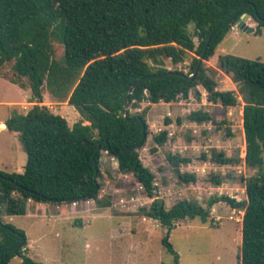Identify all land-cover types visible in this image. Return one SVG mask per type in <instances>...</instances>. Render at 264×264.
Wrapping results in <instances>:
<instances>
[{"label": "trees", "instance_id": "16d2710c", "mask_svg": "<svg viewBox=\"0 0 264 264\" xmlns=\"http://www.w3.org/2000/svg\"><path fill=\"white\" fill-rule=\"evenodd\" d=\"M244 14L257 22L255 32L261 33L264 0H0V68L14 61L12 82L25 87L19 79L27 78L32 101H43L46 87L54 99L76 107L83 118L71 126L63 115L35 104L27 113L6 120L7 128L20 134L28 159L22 172L0 170V264H10L16 256L22 257V264H44L24 252L28 239L22 229L2 225L3 207L6 214L20 215L27 213L29 199L70 204L89 198L102 208L111 206L109 198L99 197L103 151L154 199L142 211L163 226L174 228L180 220L196 218L206 223L219 201L244 209L239 264H264V62L231 54L219 57V67L240 86L245 103L244 160L258 170L248 178L241 176L244 200L224 195L209 199L208 207L189 199L167 207L157 196L156 174L140 156L149 135L148 122L144 113L131 111L143 101L188 99L198 86L206 89L210 102L237 106V93L220 90L216 70L205 61ZM54 39L65 48L60 59L53 57ZM191 52L196 56L189 72L166 66L167 59L173 65L185 62ZM189 118L198 124L212 120L201 109ZM170 122L166 119V124ZM168 135L165 129L153 136L152 152L166 144ZM168 159L182 182L196 181V175L180 171L185 159L177 154ZM213 159L218 164L240 161L223 152H214ZM213 179L222 183L219 176ZM13 191L20 195L13 197ZM164 243L174 261L163 264H181L169 237Z\"/></svg>", "mask_w": 264, "mask_h": 264}, {"label": "rangeland", "instance_id": "374dc122", "mask_svg": "<svg viewBox=\"0 0 264 264\" xmlns=\"http://www.w3.org/2000/svg\"><path fill=\"white\" fill-rule=\"evenodd\" d=\"M244 21L256 29L257 22L251 17H245ZM190 30L193 32V27ZM195 41L199 44L197 37ZM64 54V45L54 39L53 57L60 59ZM224 54L264 62V27L257 34L234 25L215 55L205 61L207 67L216 70L218 88L237 93V106L226 108L220 103L210 102L206 89L198 86L188 99L173 102L168 108L143 101L139 108L131 109L133 113H144L148 122L149 135L145 146L139 150L140 156L156 174L157 196L165 201L167 207L180 199L196 200L204 207H208L212 197L228 195L238 201L244 200L246 187L241 176L248 178L258 171L248 167L244 160L245 103L239 84L219 67V57ZM195 56L191 52L185 62L177 65L167 59L166 66L189 72ZM13 64L14 61L7 62L0 68V121H6L15 113H27L35 104L45 105L63 115L71 126L83 119L76 107L54 99L46 87L43 89V101H32L33 93L27 78L19 79L25 87L12 82L16 77ZM200 109L208 111L212 120L202 124L191 121V112ZM166 119L171 122L166 124ZM84 124L90 122L84 120ZM165 129L169 132L168 141L152 152L155 146L153 136ZM214 152H223L225 157L240 161L218 164L213 159ZM169 154L185 159L179 169L196 175V181L182 182L168 159ZM27 159L20 134L7 126L5 129L0 127V170L20 172L24 170ZM101 171L99 197L109 198L112 202L109 207L102 208L93 201L89 205L81 200L77 207L72 203L64 207L63 204L43 205L38 204L43 202L28 201L31 213L27 211L20 215L6 214L5 207L2 208V222L22 229L27 235L28 244L24 252L44 264L173 263L174 255L164 243V239L169 237L180 254L181 264H239L244 209H235L229 203L219 201L212 207L208 222L203 223L199 218L185 219L176 222L174 228H168L142 211L143 207L149 208L154 199L140 189L141 184L132 174L121 173L118 161L105 151L101 158ZM214 176H219L222 183L216 184ZM11 195L18 197L20 194L13 191ZM132 197L136 200H131ZM122 199L128 202L123 204ZM36 207L41 208L36 211ZM10 264H22V257L16 256Z\"/></svg>", "mask_w": 264, "mask_h": 264}, {"label": "water", "instance_id": "95a60500", "mask_svg": "<svg viewBox=\"0 0 264 264\" xmlns=\"http://www.w3.org/2000/svg\"><path fill=\"white\" fill-rule=\"evenodd\" d=\"M245 17H247V15L246 14H244L243 15V17L240 19V21H239V23H238V27L239 28H244L247 32H254L255 31V28L254 27H252V26H249V25H247L246 23H245V21H244V18ZM210 40V39H209ZM209 40H208V42H207V44L209 43ZM201 60H203V56L201 57ZM193 76L194 75H191L190 76V78H193ZM134 86L133 87H131L130 88V91H129V93H132L133 92V90H134ZM128 101H129V99H127V101H126V103H125V110H124V116L126 117V107H127V105H128ZM2 126H4V127H6L7 125H6V123H1L0 124V127H2ZM86 144H90V142H86ZM110 151V150H109ZM2 225L3 226H5L7 229H11L10 227H8V226H6L4 223H2Z\"/></svg>", "mask_w": 264, "mask_h": 264}, {"label": "crops", "instance_id": "0c3cea01", "mask_svg": "<svg viewBox=\"0 0 264 264\" xmlns=\"http://www.w3.org/2000/svg\"><path fill=\"white\" fill-rule=\"evenodd\" d=\"M172 103L173 102H160V103H157V104H161V105H165L167 108L170 106V105H172ZM153 105H155V104H153ZM1 123H6V121H0V124ZM1 129H5V127H1ZM245 132V131H244ZM23 171V169L20 171V172H22ZM38 204H43V205H45L46 203H38ZM64 205V207H67V204H63ZM72 205V204H71ZM42 207V206H41ZM40 207V208H41ZM72 207V206H71ZM40 208L39 207H36V211H38V210H40ZM75 208V207H74ZM77 209V208H76ZM77 211H79V210H77ZM76 211V212H77ZM28 213H31V210H30V208H29V206H28ZM79 213H80V211H79Z\"/></svg>", "mask_w": 264, "mask_h": 264}, {"label": "built area", "instance_id": "2783aa9c", "mask_svg": "<svg viewBox=\"0 0 264 264\" xmlns=\"http://www.w3.org/2000/svg\"><path fill=\"white\" fill-rule=\"evenodd\" d=\"M140 189L144 191V187H143L142 185H140ZM245 193H246V192H245ZM148 197H149V196H148ZM135 198H136V197H132L131 200L135 201V200H136ZM28 201H29V202H32V199H29ZM83 201H84V200H83ZM85 201H86L87 204H89V205L91 204L92 201H93V203L96 202L95 200H93V198L86 199ZM126 202H128L126 199H122V203H123V204H125ZM131 202H132V201H131ZM72 206L77 207V206H78V201L73 202V203H72Z\"/></svg>", "mask_w": 264, "mask_h": 264}, {"label": "bare ground", "instance_id": "6f19581e", "mask_svg": "<svg viewBox=\"0 0 264 264\" xmlns=\"http://www.w3.org/2000/svg\"><path fill=\"white\" fill-rule=\"evenodd\" d=\"M2 127H4V126H2Z\"/></svg>", "mask_w": 264, "mask_h": 264}]
</instances>
